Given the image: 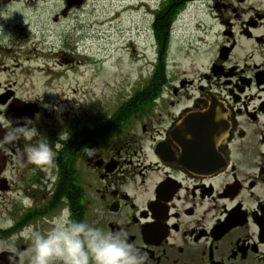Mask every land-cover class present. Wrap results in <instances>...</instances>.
<instances>
[{"label": "flooded vegetation", "instance_id": "af4514ba", "mask_svg": "<svg viewBox=\"0 0 264 264\" xmlns=\"http://www.w3.org/2000/svg\"><path fill=\"white\" fill-rule=\"evenodd\" d=\"M11 1L0 0V24L11 35L0 40V127L36 114L55 160L48 169L22 168L17 149L0 155V245L14 238L16 249L0 250V264H30L25 229L46 231L63 215L125 231L145 264H264V0H160L151 12L156 97L134 98L148 80L97 106L82 93L71 98L73 89L60 95L59 115L22 92L29 82L35 88L28 56L36 32L26 25L21 35ZM85 1L63 0L61 17ZM194 9L201 20L175 42ZM172 53L203 57L205 66L177 72ZM85 146L96 149L93 157Z\"/></svg>", "mask_w": 264, "mask_h": 264}, {"label": "rangeland", "instance_id": "374dc122", "mask_svg": "<svg viewBox=\"0 0 264 264\" xmlns=\"http://www.w3.org/2000/svg\"><path fill=\"white\" fill-rule=\"evenodd\" d=\"M12 1L21 35L26 25L29 29L35 26L36 32V52L28 56L30 66L35 61V88L31 90L29 82V87L22 90L25 94L46 101L49 93L52 102L58 103L63 92L70 94L69 90L74 89L76 95L71 98L78 100L82 93L87 104L96 101L97 106L108 100H122L148 80L152 72L148 60H154L151 12L160 0H86L83 9L70 13L67 20L60 15L63 0ZM193 13L197 17L191 21L188 12L185 25L176 29L175 42L188 36L197 18L201 20L197 9ZM170 58L178 57L172 53ZM70 59L73 63H64ZM176 62L180 65L175 71L186 70L189 74L206 63L203 57L186 61L178 58ZM47 73L53 79L51 91L43 87ZM79 73H83L82 78L77 77Z\"/></svg>", "mask_w": 264, "mask_h": 264}, {"label": "clouds", "instance_id": "9594fccd", "mask_svg": "<svg viewBox=\"0 0 264 264\" xmlns=\"http://www.w3.org/2000/svg\"><path fill=\"white\" fill-rule=\"evenodd\" d=\"M8 18V17H4ZM11 37L0 24V40ZM39 106L59 115L60 105L41 99ZM41 116V114H38ZM38 118L17 117L9 119L0 127V155H7L13 149L15 162L22 168L35 166L48 169L54 166L55 154L46 138L38 128ZM68 140L62 132L59 136ZM27 143L20 146V141ZM81 152L91 158L96 149L85 146ZM24 238L30 242V264H145L146 257L141 249L131 243L125 231H110L76 221L67 215L53 218L46 231L35 227L25 229ZM0 250L14 252L12 241L0 245Z\"/></svg>", "mask_w": 264, "mask_h": 264}, {"label": "trees", "instance_id": "16d2710c", "mask_svg": "<svg viewBox=\"0 0 264 264\" xmlns=\"http://www.w3.org/2000/svg\"><path fill=\"white\" fill-rule=\"evenodd\" d=\"M157 25V24H156ZM156 25L154 29V34L156 36ZM160 85L159 73L156 69L152 70L151 75L148 78V82L144 90L141 91L142 94H138L137 99H152L155 98L158 93V87Z\"/></svg>", "mask_w": 264, "mask_h": 264}, {"label": "water", "instance_id": "95a60500", "mask_svg": "<svg viewBox=\"0 0 264 264\" xmlns=\"http://www.w3.org/2000/svg\"><path fill=\"white\" fill-rule=\"evenodd\" d=\"M66 2L68 7L71 6L79 7L82 5L83 0H66Z\"/></svg>", "mask_w": 264, "mask_h": 264}]
</instances>
